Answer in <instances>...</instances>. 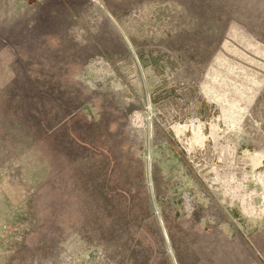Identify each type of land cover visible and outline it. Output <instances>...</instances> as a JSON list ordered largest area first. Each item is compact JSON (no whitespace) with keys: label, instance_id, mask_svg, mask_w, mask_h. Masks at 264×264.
<instances>
[{"label":"rangeland","instance_id":"obj_1","mask_svg":"<svg viewBox=\"0 0 264 264\" xmlns=\"http://www.w3.org/2000/svg\"><path fill=\"white\" fill-rule=\"evenodd\" d=\"M0 264H264V0H0Z\"/></svg>","mask_w":264,"mask_h":264},{"label":"bare ground","instance_id":"obj_2","mask_svg":"<svg viewBox=\"0 0 264 264\" xmlns=\"http://www.w3.org/2000/svg\"><path fill=\"white\" fill-rule=\"evenodd\" d=\"M148 157H149V159H151V154L150 155H148ZM151 161V160H150Z\"/></svg>","mask_w":264,"mask_h":264},{"label":"water","instance_id":"obj_3","mask_svg":"<svg viewBox=\"0 0 264 264\" xmlns=\"http://www.w3.org/2000/svg\"><path fill=\"white\" fill-rule=\"evenodd\" d=\"M89 109V108H88Z\"/></svg>","mask_w":264,"mask_h":264}]
</instances>
